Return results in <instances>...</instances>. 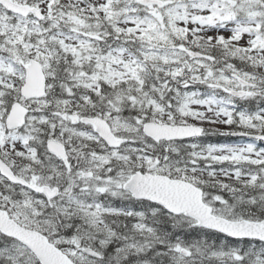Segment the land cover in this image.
<instances>
[{
  "label": "snow or ice",
  "instance_id": "obj_1",
  "mask_svg": "<svg viewBox=\"0 0 264 264\" xmlns=\"http://www.w3.org/2000/svg\"><path fill=\"white\" fill-rule=\"evenodd\" d=\"M0 264H264V0H0Z\"/></svg>",
  "mask_w": 264,
  "mask_h": 264
}]
</instances>
